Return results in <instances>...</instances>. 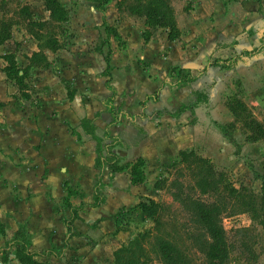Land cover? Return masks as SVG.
I'll return each instance as SVG.
<instances>
[{"label":"rangeland","instance_id":"374dc122","mask_svg":"<svg viewBox=\"0 0 264 264\" xmlns=\"http://www.w3.org/2000/svg\"><path fill=\"white\" fill-rule=\"evenodd\" d=\"M119 1L121 0H113L107 8L116 10L110 23L118 26L123 36L114 27L112 30H107L106 17L102 12L95 10L97 5L94 0H60L69 11L68 20L60 24L53 22L48 28L43 29L46 33H55L61 44V48L56 51L46 50L50 60L48 70L52 74L47 72L48 78L41 87H39L41 80L32 72L28 80L32 94L36 93L35 95L38 96L31 102L32 122L39 124L40 119L43 120L42 112L45 108L52 110L45 115L46 119L62 114L65 116L64 112H69L74 108L81 118L86 115L85 112L95 111L101 106L99 102L87 103L86 99L89 96L84 92L77 103L70 104L67 91H64L62 84L66 86L69 83L65 75L72 74L78 79V76H84V70L88 65L95 66V73L92 74L95 77V83L92 84L91 90L95 96L102 98L104 83L106 84L109 78L104 75L106 67L98 65V60H101L100 55L104 57V54L109 51L110 41L116 55L113 77L110 79L111 88L108 87L112 95L107 97L106 108L99 110L98 115L103 117L101 113L104 112L106 120L118 118L122 124H125L129 132L128 140L134 146L138 135L134 136L133 126L139 124L142 119L151 117L154 119V124H163L159 119L165 116L168 120L166 124H173L172 117L178 118L175 124H181V126L196 124L193 130L195 140L190 146L187 143L183 144V146L187 145L185 151H194L210 159L217 171L226 175L231 185L248 190L246 191L247 196L250 194L258 196L259 198L253 202V205H256L259 209L258 214L264 219V139L257 143L250 139L252 133L246 126L247 113H242L238 107V101H243L252 114L264 123L263 49L255 47L249 52L241 51L239 55L243 53V59L239 56L225 61V64L221 63L220 65L226 66L230 63L228 66L234 68L224 73L223 86L217 84V75L214 71L210 72V67L215 64V60H210L202 71V74L207 73V80L204 85L200 86L201 91L194 92L195 96H192L190 91H180L176 88L177 83L172 78L178 75L179 71L174 73L175 75L173 72L165 74L166 67L159 63V59L174 58L175 55H172L173 50L170 45L173 42L178 48L175 53L181 57L183 47L194 46L196 48L202 38L206 41L205 39L213 37L205 33V29L201 30L200 20L204 19L202 17L204 9L200 7L201 0H170L181 29L180 37L175 40L168 38L167 28H151L146 24L144 17L132 15L128 10H121L118 5ZM25 6L30 7L38 21H46L51 17L46 0H0V30L3 21L20 22L15 23L13 31L16 38H20L21 44L18 42L15 46V43H12V48L15 46L19 51L21 64L37 48L36 46H39L38 39L28 32L26 25L22 23L18 15ZM214 22L215 19H213ZM260 24L261 22L257 25ZM209 26V29L211 27L222 28L229 35V42L237 40L234 36L237 35L239 29H247L243 23L238 25L235 19L223 20V23L217 22L214 25L210 23ZM146 33L150 37L148 41L145 40ZM45 41L46 38L43 39L44 44ZM99 49H102L103 54L98 51ZM91 52L97 53L95 58L87 57ZM235 56H238V53ZM240 59L242 60L239 61ZM150 65L155 66L156 73L150 72ZM163 84L170 86L171 91L159 90ZM215 85H218L215 91L217 95L209 96L211 92L213 94L212 90L215 89ZM49 90H53L51 97L46 95ZM72 94L70 89V96ZM117 95H119L118 104L115 103ZM57 105L63 108L61 110L55 108ZM151 106L152 109L149 108ZM160 108L162 110L159 111ZM2 110L3 106L0 104V124H6ZM37 111L40 112L37 113ZM59 122L69 124L62 120ZM82 124L93 123L84 119ZM135 126L141 132L138 140L141 142L145 138V132L138 125ZM87 127L93 131L92 127ZM178 127L181 132L183 128ZM172 148L171 145L166 144V148L163 149L169 151ZM180 161L181 156L156 178L150 177L158 191L155 200L159 206H154L151 198L146 197L140 208L126 206L119 210L117 216L120 222L119 230L125 231V235L122 240H119L114 232L111 233V248L104 247L103 261L98 264H116L115 251L122 246L140 253V248L133 243L137 240L141 242L142 247L147 250L155 264H163L156 253V242L159 238L169 240L179 248L184 264H210L200 249L203 230L175 196L180 192L181 184L185 186L186 194L194 197L200 195L197 190L193 189L195 180L192 173L185 164H180ZM128 162L132 161L127 158L123 161L124 164ZM202 198L209 201L221 199L217 195H207ZM220 202L226 209L223 221L233 246L231 264H264V225L260 220L254 219V212L247 209L243 202H238L228 194H225V198ZM115 207V202L109 203L104 211L105 215L110 218ZM79 263L77 261L74 264ZM45 264L53 263L45 262ZM60 264H70V261H62Z\"/></svg>","mask_w":264,"mask_h":264},{"label":"crops","instance_id":"0c3cea01","mask_svg":"<svg viewBox=\"0 0 264 264\" xmlns=\"http://www.w3.org/2000/svg\"><path fill=\"white\" fill-rule=\"evenodd\" d=\"M200 7L204 9L202 10L204 19L200 20L201 30L205 29L204 32L213 35L214 38L209 37L205 39L206 41L202 38L196 48L183 47L181 57L175 53L178 48L173 42L170 45L174 58L159 59V63L166 67L165 71L163 70L165 74L169 72L174 74V69L179 68L189 70L196 77L195 81L185 85L176 84L177 89L190 91L192 96H195L194 92L201 91L200 86L207 80V73L202 74V71L210 60H215V64L209 70L217 75V84L223 86L224 73L234 68L229 67L230 63L229 66L220 65L221 63L225 64V61L239 56L243 59V53L240 55L239 53L249 52L255 47L263 49L264 54V0H201ZM95 10L102 12L108 24L123 36L122 30L110 23L113 15L116 14L115 9L107 8L101 11L95 8ZM213 19L216 23H213ZM229 19H235L238 25L243 23L247 27V29H239L234 36L237 40H231L232 42H229V35L222 28H208L210 23L214 25ZM259 22L261 24L257 25ZM12 34V38L0 46V66H2L0 104L3 106L1 113H4L6 121V124H0V222L6 227L5 233L0 235V264H22L18 257V241L22 240L23 232L28 241L26 242L29 252L34 253V259L39 262L60 264L68 260L70 264L77 261L80 262L79 264H98L100 261L102 263L105 255L104 247L111 248V233L114 232L119 240L125 235V231L119 230L120 222L117 218L119 210L126 206L140 208L141 202L145 201L146 197L156 199L158 191L150 177L156 178L165 168L178 161L180 152L186 150V146H190L195 140L193 130L196 124L181 126L175 124L178 118L174 117H172L173 124H166L168 120L165 116L159 119L163 124H154V119L151 117L142 119L135 125L145 132V138L141 142L138 141L141 132L134 125V136H138L134 141L135 146L131 145L125 124H122L118 118L106 120L104 112L101 113L103 117L98 115L99 110L106 108L105 100L112 93L107 82L104 83L102 98H98L92 92L91 87L95 83L92 74L96 69L92 65L85 68L84 78L82 75L78 76V79L72 74L65 75L69 83L66 86L62 84V87L67 91L69 103L72 105L80 100L84 92L89 96L86 99L87 103L99 102L101 106L95 111L85 112L86 115L81 118L74 108L64 112L65 116L62 114L46 119L45 115L52 110L45 108L42 112L43 120L40 119L39 124H34L31 119V102L38 96L35 95L36 93L32 94L31 99L22 96L19 86L4 72L7 62L1 58V55L15 53L20 67L26 68L30 64L28 57L38 51L39 47L37 45L21 64L19 51L15 47L20 38H16L14 31ZM12 43H15L14 48ZM237 53L238 56H235ZM96 55L97 53L91 52L87 57L95 58ZM100 58L101 60L96 58L99 61L98 65L107 67L104 57L100 55ZM115 59L114 54L113 67ZM149 68L150 72L156 73L155 66L150 65ZM31 72L39 77L41 80L39 87H41L48 78L49 70L48 67H33ZM172 79L177 83L178 76L175 75ZM218 85H215L213 94L211 92L209 96L217 95L215 91ZM165 86L163 84L159 90L170 92V86ZM70 89L73 92L72 97ZM52 91L46 92L47 97L53 96ZM118 99L119 95L115 97L116 104ZM55 108L61 110L63 106L57 105ZM149 108L152 109V106ZM84 119L93 123L88 125L93 131L85 128V124H82ZM61 120L69 124L59 122ZM178 126L183 128L181 132ZM94 136L102 139L103 158L109 156L108 147L113 141L115 144L112 148L123 157V161L127 158L135 162L143 158L147 163L145 182L133 184L130 170L113 176L111 167L107 163H104L103 167H98L97 159L100 154ZM67 141L69 143H66ZM184 143L187 145L183 146ZM166 144L171 145L172 150L163 149L166 148ZM101 175L105 183L101 188L105 202L94 207L96 186ZM111 202H115L116 207L109 218L104 211ZM73 208L80 211L79 217L74 220V229L71 232L69 221L73 218Z\"/></svg>","mask_w":264,"mask_h":264},{"label":"trees","instance_id":"16d2710c","mask_svg":"<svg viewBox=\"0 0 264 264\" xmlns=\"http://www.w3.org/2000/svg\"><path fill=\"white\" fill-rule=\"evenodd\" d=\"M97 9L105 11L106 8L113 0H94ZM126 3V6H125ZM47 8L51 13V17L46 21H38L35 19L33 12L29 6L23 7L19 16L21 17L22 23L26 25L28 32L33 35L39 41V50L35 51L32 56L28 57L30 64L26 68H21L15 53H9L2 56L7 62L4 72L7 74L8 78L15 81L19 86L20 92L23 97L27 99L32 98V89L29 86V78L31 77L30 72L33 67L36 68H46L50 66V60L46 53V50L56 51L61 48L60 41L57 39L55 33H46L44 28H48L49 24L63 23L69 18L68 9L60 2V0H46ZM119 8L122 10H128L130 14L139 17H144L146 19V24L151 28H167L169 30V39L175 40L180 37L181 29L179 28L175 9L171 4L170 0H121L118 2ZM15 23L13 20L11 22L2 23V28L0 30V46L5 44L12 38L13 26ZM106 23V22H105ZM107 30H112L113 27L106 23ZM145 40H150L149 34L144 35ZM46 38L45 44L43 39ZM109 51L104 54L105 62L107 63L104 75L109 79L107 85L111 88L110 79L113 77L112 71L113 67V55L114 51L112 45L109 41ZM103 54L102 49L98 50ZM178 72V85H185L186 83L195 81L196 77L191 74L189 70L175 68L174 72ZM73 94L71 95V97ZM238 107L241 109L242 113H247L246 126L251 130V140L253 142L260 141L264 139V123L258 120L252 112L249 110L248 106L243 101H238ZM117 119V118H116ZM116 122V120H115ZM89 124H85L87 129ZM88 130V129H87ZM93 133V132H92ZM94 134V133H93ZM109 136V134H107ZM98 142V152L100 154L97 159V166L103 167L104 163H107L111 167L113 176L117 173H121L126 170H130L131 179L133 184H141L146 180L145 167L147 165L143 158L138 159L135 162L123 163V157H121L112 147L114 141L109 145V156L103 158L102 156V139L98 136H94ZM181 161L180 164H185L186 168L192 173L193 179L195 180L194 190L199 192L198 197H194L191 194L185 193V186L181 184L180 192L175 194L177 200L181 202L186 210L190 212L193 216L194 221L203 230V240L200 244L201 250L206 255L210 264H231L232 262V252L233 246L229 240L228 230L224 225V213L226 211L225 206L220 200L225 198V194L236 199L238 202H243L247 209L254 212V219L260 220L264 225V219L260 214H258L259 209L253 202L258 199V196L254 194L249 198L247 196L248 190L245 188H236L231 185L227 180L224 173L217 171L213 162L201 155H198L194 151H181L180 152ZM105 186L103 182L102 175L99 177V181L96 186L95 202L94 207L100 206L105 202V197L101 192V188ZM158 187V186H157ZM219 196V200H204L202 196ZM264 197V196H263ZM154 206H159L156 200L151 199ZM141 202L140 205H142ZM144 208H147L144 206ZM80 209L73 208V218L69 221V229L73 232L74 220L79 217L78 212ZM6 231L5 224L0 222V235L4 234ZM22 240L18 241L19 244V254L18 257L22 264H45L34 259L35 254L29 252L25 233H21ZM24 235V236H23ZM137 245L141 252L136 253L131 251L126 247H121L119 250L115 251V261L116 264H155L153 259L148 255L147 250L142 247L139 240L133 242ZM130 251V252H129ZM264 251V249H263ZM129 253V254H128ZM156 253L161 259L163 264H184L182 262L181 252L179 248L171 241L159 238L156 242ZM128 254V255H127ZM257 257V256H256ZM259 258V257H258ZM74 264V263H73Z\"/></svg>","mask_w":264,"mask_h":264}]
</instances>
